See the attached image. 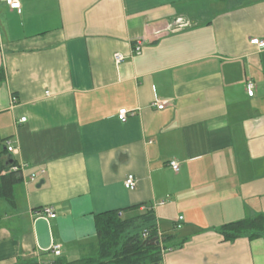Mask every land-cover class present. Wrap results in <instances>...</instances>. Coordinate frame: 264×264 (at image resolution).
Here are the masks:
<instances>
[{"label": "crops", "instance_id": "1", "mask_svg": "<svg viewBox=\"0 0 264 264\" xmlns=\"http://www.w3.org/2000/svg\"><path fill=\"white\" fill-rule=\"evenodd\" d=\"M20 4L0 0V140L22 176L15 206L0 199V264H41L54 244L80 258L97 214L134 205L171 237L162 264H264V238L217 232L264 213V49L249 42L264 0Z\"/></svg>", "mask_w": 264, "mask_h": 264}, {"label": "trees", "instance_id": "2", "mask_svg": "<svg viewBox=\"0 0 264 264\" xmlns=\"http://www.w3.org/2000/svg\"><path fill=\"white\" fill-rule=\"evenodd\" d=\"M4 78V71L0 69V83ZM3 141L0 140V199L14 207L15 188L22 182V176L19 170H12V167L18 166L14 159L6 165L10 154H7ZM95 225L96 240L90 244L88 253L73 260L52 256L41 264H162L164 253L172 249L165 243L171 237L158 233L151 206L146 205L141 209L140 205H134L99 213L95 217ZM217 232L224 241L230 242L243 236L249 239L264 238V213L225 223Z\"/></svg>", "mask_w": 264, "mask_h": 264}, {"label": "built area", "instance_id": "3", "mask_svg": "<svg viewBox=\"0 0 264 264\" xmlns=\"http://www.w3.org/2000/svg\"><path fill=\"white\" fill-rule=\"evenodd\" d=\"M10 9L12 10H16V11H20L21 9V4H20V0H2ZM189 25L188 22H186L184 19L179 18L178 20L175 21V24L173 25V28H171L170 30H180L182 28H185ZM250 44L255 45L259 50L264 49V40L263 39H258V38H253L250 39ZM143 41L142 39H137L133 46H132V53L137 55L140 54L141 52V47H142ZM124 59L123 55H121L120 53H116L114 55V60L116 63L121 62ZM245 89L246 92L248 94V96H252L255 90V86L254 83L251 80H248L245 84ZM157 109L161 110L164 108V103L157 101ZM134 113V111H130L127 110L125 108L119 109L118 111V119L122 122L126 121L127 116L129 114ZM25 119L22 118L21 121H24ZM6 149L8 152L12 153L15 150V147L12 145V143L10 141L6 142ZM169 165L171 166V168L175 171L178 170V163L175 161H171L169 163ZM13 171H21V167L18 166H14L12 167ZM30 180H34V175L30 176ZM124 187L128 190H133L136 186V179L133 175H128L126 177V179L124 180ZM43 212L46 214L47 217L49 218H54L55 214L52 211L51 208H46L43 210ZM160 235V234H159ZM50 252L52 255L54 256H60L61 255V246L59 244H54L52 245V247L50 248Z\"/></svg>", "mask_w": 264, "mask_h": 264}, {"label": "water", "instance_id": "4", "mask_svg": "<svg viewBox=\"0 0 264 264\" xmlns=\"http://www.w3.org/2000/svg\"><path fill=\"white\" fill-rule=\"evenodd\" d=\"M12 161H13L12 156H11V155H8V156H7V162H6V165L11 164ZM42 182H43V181L41 180L40 183H39L37 186H39Z\"/></svg>", "mask_w": 264, "mask_h": 264}]
</instances>
